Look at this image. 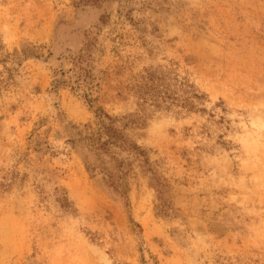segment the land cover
I'll return each mask as SVG.
<instances>
[{"label":"rangeland","instance_id":"1","mask_svg":"<svg viewBox=\"0 0 264 264\" xmlns=\"http://www.w3.org/2000/svg\"><path fill=\"white\" fill-rule=\"evenodd\" d=\"M0 264H264V0H0Z\"/></svg>","mask_w":264,"mask_h":264},{"label":"trees","instance_id":"2","mask_svg":"<svg viewBox=\"0 0 264 264\" xmlns=\"http://www.w3.org/2000/svg\"><path fill=\"white\" fill-rule=\"evenodd\" d=\"M107 140L102 144V145H104V144H111V143H113V141H114V139H115V133L114 132H110V133H108V135H107Z\"/></svg>","mask_w":264,"mask_h":264}]
</instances>
